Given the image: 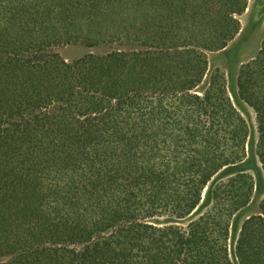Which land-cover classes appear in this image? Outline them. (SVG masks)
Returning a JSON list of instances; mask_svg holds the SVG:
<instances>
[{
    "label": "trees",
    "instance_id": "1",
    "mask_svg": "<svg viewBox=\"0 0 264 264\" xmlns=\"http://www.w3.org/2000/svg\"><path fill=\"white\" fill-rule=\"evenodd\" d=\"M248 8L0 0V264H264V199L233 237L258 182L210 65ZM70 45L109 50L69 62ZM237 90L264 173V43Z\"/></svg>",
    "mask_w": 264,
    "mask_h": 264
},
{
    "label": "rangeland",
    "instance_id": "2",
    "mask_svg": "<svg viewBox=\"0 0 264 264\" xmlns=\"http://www.w3.org/2000/svg\"><path fill=\"white\" fill-rule=\"evenodd\" d=\"M242 30L226 49L210 55L211 70L220 69L226 76L230 93L249 123L250 143L249 157L253 161L251 173L255 175L258 189L255 190L253 199L248 207L238 214L234 221L233 237L235 238L242 224L260 211V203L264 199V173L256 156L258 142L257 119L254 110L243 102L238 96L237 80L243 64L256 57L264 43V0H249V8L242 16ZM57 52L71 62L89 53H105L109 49H89L83 45L62 46ZM234 257V256H233Z\"/></svg>",
    "mask_w": 264,
    "mask_h": 264
}]
</instances>
